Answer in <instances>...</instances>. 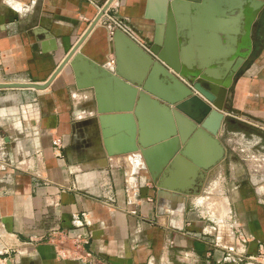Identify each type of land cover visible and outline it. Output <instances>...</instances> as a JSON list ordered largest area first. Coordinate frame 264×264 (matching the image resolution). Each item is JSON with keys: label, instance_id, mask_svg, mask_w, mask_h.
Listing matches in <instances>:
<instances>
[{"label": "crops", "instance_id": "obj_1", "mask_svg": "<svg viewBox=\"0 0 264 264\" xmlns=\"http://www.w3.org/2000/svg\"><path fill=\"white\" fill-rule=\"evenodd\" d=\"M108 2L0 0V83L45 84ZM228 7L113 0L48 87L0 89V264H264V9L228 89L223 112L238 123H224L226 156L200 194L153 182L134 115L141 88L116 72L149 74L131 40H115L116 17L141 48L160 39L185 68L222 69L230 39L212 22L235 25Z\"/></svg>", "mask_w": 264, "mask_h": 264}, {"label": "water", "instance_id": "obj_2", "mask_svg": "<svg viewBox=\"0 0 264 264\" xmlns=\"http://www.w3.org/2000/svg\"><path fill=\"white\" fill-rule=\"evenodd\" d=\"M112 1L109 0L91 24L88 32L69 52L45 84L0 83V89L48 87L77 51L88 33L96 26ZM191 1H203L210 4L213 2L218 10L219 4L224 3L229 6L222 14L231 16L232 23L235 22V25L230 23L228 27H225L226 24L221 25L224 21L212 22L214 32L227 34V39L228 37L230 39L228 42L233 62L219 64L222 65V69L211 71L201 67L197 72L191 66L185 68L176 56L162 51L160 39L146 50L139 47L136 41L122 30L118 29L114 33L115 40L123 38V35L130 39L133 43L131 46L139 52V56L144 60L143 63L149 68L147 78L137 82L125 75L120 62H116L117 75L131 82L136 88H141L140 99L134 108L139 127L138 143L141 155L156 186L179 194H200L205 183V172L217 167L226 156L225 146L218 135L224 123H238L236 118L229 117L223 112L228 89L252 49L254 26L264 9V0H241L244 2L240 4H236L237 0L234 2L231 0ZM245 22L248 26L247 30L243 29ZM234 56H236L235 59ZM180 75L185 77L181 78ZM158 76L161 78L159 82L156 81ZM208 153L211 155L210 158L207 157ZM175 169L195 171L194 176H198V181L194 183L190 180L175 178L177 177L174 173Z\"/></svg>", "mask_w": 264, "mask_h": 264}, {"label": "built area", "instance_id": "obj_3", "mask_svg": "<svg viewBox=\"0 0 264 264\" xmlns=\"http://www.w3.org/2000/svg\"><path fill=\"white\" fill-rule=\"evenodd\" d=\"M112 26H113V31L116 30H122L124 33H126L128 36H130L132 39L135 40L136 38V34L134 32V30L130 27V25L123 19L121 18H113L112 20ZM146 49L148 50L149 48L146 47ZM54 144L56 146H58L60 144V139H57L54 141ZM229 258H232L231 256H229ZM244 257L242 256V258H239V260H242Z\"/></svg>", "mask_w": 264, "mask_h": 264}, {"label": "rangeland", "instance_id": "obj_4", "mask_svg": "<svg viewBox=\"0 0 264 264\" xmlns=\"http://www.w3.org/2000/svg\"><path fill=\"white\" fill-rule=\"evenodd\" d=\"M234 1H236V0H231V2H234ZM241 2H244V1H241V0H237V2H236V4H240ZM224 6H225V4H224ZM200 69L199 68H196V71L198 72ZM185 77V76H184ZM230 123V122H229ZM231 124H233V123H231ZM235 125H237V123H235Z\"/></svg>", "mask_w": 264, "mask_h": 264}, {"label": "bare ground", "instance_id": "obj_5", "mask_svg": "<svg viewBox=\"0 0 264 264\" xmlns=\"http://www.w3.org/2000/svg\"><path fill=\"white\" fill-rule=\"evenodd\" d=\"M245 18V17H244ZM243 29H248V26H247V23L245 22V24H244V26H243ZM244 31V30H243ZM243 33V32H242ZM242 33H240L241 35H242ZM240 36V35H239ZM241 40H243V39H241Z\"/></svg>", "mask_w": 264, "mask_h": 264}]
</instances>
